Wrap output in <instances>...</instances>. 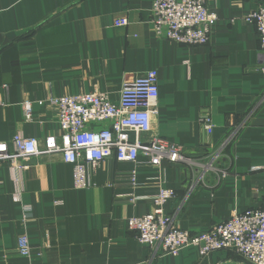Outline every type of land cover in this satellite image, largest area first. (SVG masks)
<instances>
[{
  "label": "crops",
  "instance_id": "crops-1",
  "mask_svg": "<svg viewBox=\"0 0 264 264\" xmlns=\"http://www.w3.org/2000/svg\"><path fill=\"white\" fill-rule=\"evenodd\" d=\"M152 2L0 0V143L12 147L21 134L43 147L60 131L52 98L101 92L118 102L125 80L156 70L152 134L199 162L158 167L143 154L137 163L110 158L90 174L85 190L74 187L73 167L61 154L30 158L22 176L1 163L0 264H246L234 252L202 259L192 247L154 257L128 220L150 213L161 188L177 193L167 214L194 233L264 208V72L256 27L246 19L264 0H208L218 21L210 43L197 47L158 38ZM120 19L128 24L117 27ZM25 101L32 104L31 122ZM206 114L215 126L210 139ZM218 151H226V178L203 168ZM23 235L30 258L18 252Z\"/></svg>",
  "mask_w": 264,
  "mask_h": 264
},
{
  "label": "built area",
  "instance_id": "built-area-1",
  "mask_svg": "<svg viewBox=\"0 0 264 264\" xmlns=\"http://www.w3.org/2000/svg\"><path fill=\"white\" fill-rule=\"evenodd\" d=\"M246 19L256 27L260 70L264 72V3ZM217 21V15L208 9V0L152 2L155 35L182 46L208 45ZM127 24V19L116 22L117 27ZM158 81L156 70L125 80L118 102L101 92L52 98L49 103L58 117L59 135L48 136L41 147L37 139L18 134L11 142L12 147L6 142L0 143V164L10 162L22 176L29 170L27 161L30 158L61 154L63 162L73 167L77 190L90 188V174L97 172L100 164L110 158L117 162L137 163L143 154L152 166L160 167L164 161L191 168L198 166L199 162L188 157L181 146L152 134L153 122L159 115ZM0 106H4L1 100ZM23 108L26 122H31L32 104L25 101ZM202 125L210 139L215 129L210 115L202 117ZM146 135L151 137L146 139ZM235 135V131L231 133L229 143ZM223 156L224 151L214 154L212 161L203 166L205 172H215L226 178L228 172L221 167ZM19 181L16 178V182ZM132 182L136 185L134 175ZM176 198L174 190L161 188L153 198L150 213L128 220L129 230L140 244L154 252V257L178 256L181 250L192 247L198 250L202 259L217 252H234L246 264H264V208L234 214L208 232L194 233L180 229L165 211L166 204ZM17 245L19 254L30 258L31 246L26 235L18 238Z\"/></svg>",
  "mask_w": 264,
  "mask_h": 264
},
{
  "label": "trees",
  "instance_id": "trees-1",
  "mask_svg": "<svg viewBox=\"0 0 264 264\" xmlns=\"http://www.w3.org/2000/svg\"><path fill=\"white\" fill-rule=\"evenodd\" d=\"M229 146H230V145H228L227 150H228ZM224 153H226V151H225Z\"/></svg>",
  "mask_w": 264,
  "mask_h": 264
},
{
  "label": "bare ground",
  "instance_id": "bare-ground-1",
  "mask_svg": "<svg viewBox=\"0 0 264 264\" xmlns=\"http://www.w3.org/2000/svg\"><path fill=\"white\" fill-rule=\"evenodd\" d=\"M257 210V209H256Z\"/></svg>",
  "mask_w": 264,
  "mask_h": 264
}]
</instances>
